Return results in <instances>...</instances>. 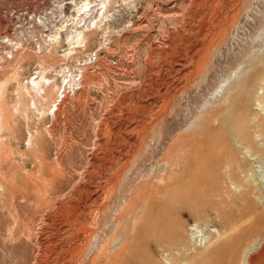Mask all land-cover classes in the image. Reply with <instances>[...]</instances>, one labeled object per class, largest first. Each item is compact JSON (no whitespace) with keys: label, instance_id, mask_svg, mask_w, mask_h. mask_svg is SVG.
Returning a JSON list of instances; mask_svg holds the SVG:
<instances>
[{"label":"rangeland","instance_id":"1","mask_svg":"<svg viewBox=\"0 0 264 264\" xmlns=\"http://www.w3.org/2000/svg\"><path fill=\"white\" fill-rule=\"evenodd\" d=\"M90 261L264 264V0H0V264Z\"/></svg>","mask_w":264,"mask_h":264},{"label":"bare ground","instance_id":"2","mask_svg":"<svg viewBox=\"0 0 264 264\" xmlns=\"http://www.w3.org/2000/svg\"><path fill=\"white\" fill-rule=\"evenodd\" d=\"M87 5V4H86ZM86 7V6H85ZM81 10V9H80ZM82 10H83V8H82ZM81 10V11H82ZM78 13V12H77ZM48 80H44V79H39V78H37V79H35V80H33V87H34V89H35V91H36V93L39 95V96H42L43 98L44 97H46V95H47V93H49V94H51V92L53 91V89H55V86H53V87H51V85L50 84H47L48 82H47ZM57 87V86H56ZM57 89V88H56ZM55 89V90H56ZM66 91V90H65ZM41 92H43V94H44V96H43V94H41ZM48 96V95H47ZM60 102V101H59ZM58 107V106H57ZM57 111V110H56ZM137 147V146H136ZM3 149V148H2ZM179 155H177V157H178ZM175 159V158H174ZM167 161V160H166ZM176 162H177V160H176ZM175 162V163H176ZM173 163H174V160H173ZM167 164H169V170H168V168H167V172H168V174H167V176H166V178L164 179L163 178V180H159V182L157 183L158 185H155L154 187H152V189H150V190H148V192H146V194H147V197L144 199V202H149L148 204H154V203H156V201L157 200H154L155 199V196L158 194V192L159 191H161V189H160V187H159V183L160 182H162V181H166V182H168L169 180V178H170V176L169 175H171L170 173L172 172V167H173V164L172 163H170L169 162V159H168V161H167ZM171 164H172V166H171ZM186 166V165H185ZM182 168H185V167H182ZM179 169V168H178ZM181 171H183V170H181ZM198 171V170H197ZM175 172V171H174ZM180 175V174H179ZM178 175V176H179ZM163 177V176H162ZM36 179V178H35ZM174 178H172V180H173ZM37 180V179H36ZM168 180V181H167ZM171 180V181H172ZM53 182V181H52ZM170 182V181H169ZM28 183H29V185H31L32 186V189H36L37 188V182L33 179H29L28 180ZM163 186V185H162ZM192 186V185H191ZM54 187V186H53ZM194 187H195V185H194ZM39 188V187H38ZM190 188V187H189ZM191 189V188H190ZM26 190H28V189H26ZM147 190V189H146ZM31 191V190H30ZM22 192V191H21ZM26 192V191H25ZM24 192V193H25ZM41 192V191H40ZM192 192H194V191H192ZM161 194V193H160ZM32 195V194H31ZM144 197H145V194H144ZM152 197H154L153 199H149V198H152ZM159 197V196H158ZM157 198V197H156ZM42 199L45 201V204L46 203H48V202H51L52 201V188H49V186H48V190L46 191V193L44 194V196L42 197ZM21 200L23 201V202H25V203H27L28 205H32V200H31V197L30 196H22L21 197ZM138 200V199H137ZM159 201V200H158ZM158 201H157V203H158ZM141 202V199L138 201V202H136L135 204H138V203H140ZM142 203V202H141ZM35 204V203H34ZM139 205V204H138ZM137 205V206H138ZM80 233V232H79ZM128 243V242H127ZM82 244V243H81ZM86 245V244H85ZM80 246V245H79ZM81 247H82V245H81ZM129 251V250H128ZM130 252V251H129ZM128 252V253H129ZM47 254V253H46ZM128 255V254H127ZM104 256V255H103ZM118 256H121V255H118ZM123 256V255H122ZM249 253L247 254V256H246V262H248V259H249ZM50 257V256H49ZM80 257V256H79ZM88 257V256H87ZM113 257V256H112ZM109 258H111V257H109ZM99 259V258H98ZM97 259V260H98ZM116 259H117V257H116ZM125 259V258H124ZM113 260H114V258H113ZM46 261V260H45ZM93 261H95V259L93 260ZM112 261V260H111ZM116 261V260H115ZM115 261H113V262H115ZM126 261V260H125ZM83 262V261H82ZM96 262V261H95ZM113 262H110V263H112L113 264ZM117 262V261H116ZM50 263V262H49ZM46 264V263H45ZM89 264H93V262L92 261H90L89 262ZM108 264V263H107Z\"/></svg>","mask_w":264,"mask_h":264}]
</instances>
